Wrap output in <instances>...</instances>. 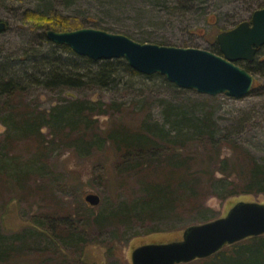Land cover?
Here are the masks:
<instances>
[{
  "label": "trees",
  "instance_id": "trees-1",
  "mask_svg": "<svg viewBox=\"0 0 264 264\" xmlns=\"http://www.w3.org/2000/svg\"><path fill=\"white\" fill-rule=\"evenodd\" d=\"M195 1L172 0L169 6L172 12L185 15ZM21 21L36 33L38 43L17 55L0 52V125L4 128L0 136V211L12 201L47 203L35 210L24 230L9 237L1 232L0 214V264L17 263L19 259L71 264L69 254H81L86 245L98 243L106 232L133 224L176 221L182 215L192 217L190 225L205 223L218 218L205 206L209 197L224 200L264 194V166L234 140L220 136L212 115L197 112L194 106L162 100L163 123L147 115L135 127L124 121L111 122L101 135L93 117L112 120L120 113V106L114 102L69 96L47 109L26 102L32 88L113 91L126 84L127 77L141 74L123 59L94 62L46 39L49 30L83 29L84 24L75 18L25 10ZM224 31L228 30L221 29L218 34ZM211 53L220 55L216 44ZM235 64L251 74L253 81L254 76L264 79V46L256 51L252 62ZM146 78H160L163 85L175 87L158 74ZM106 146L114 155V174L121 178L120 185L128 188L123 194L125 200L95 214L77 197L71 202L57 197L53 177L59 176L49 163L54 151L73 150L88 156ZM224 147L232 157H221ZM217 173L221 177L216 178ZM188 264H264V235Z\"/></svg>",
  "mask_w": 264,
  "mask_h": 264
},
{
  "label": "rangeland",
  "instance_id": "rangeland-1",
  "mask_svg": "<svg viewBox=\"0 0 264 264\" xmlns=\"http://www.w3.org/2000/svg\"><path fill=\"white\" fill-rule=\"evenodd\" d=\"M171 1L0 0V21L7 23V29L0 33V52L17 55L38 40L36 33L30 32L22 24V13L25 10L75 18L84 24V28L95 29L98 25L97 28L108 33L120 34L144 44L212 52L219 30L233 29L236 24L248 22L252 12L264 6V0H196L191 11L180 15L171 11ZM89 20L95 23L88 22ZM146 77H127L124 79L126 84H121L113 91H53L32 88L27 93L26 102L36 103L41 109L61 103L62 99L69 96L105 104L114 102L120 106V113L114 114L112 120L107 116L93 117L98 120L97 127L103 135L111 122L124 121L135 127L138 121L149 115L153 121L163 123L162 100H177L176 103L180 101L187 108H198L197 112L210 113L220 136L226 135L234 140L256 163L264 166V79L254 76L251 88L254 89L241 99H232L224 95L206 96L176 86L168 87L163 85L160 78ZM3 132L4 128L0 125V136ZM227 156L232 157V152L224 147L221 157ZM113 162L114 155L107 146L100 152H91L88 156L73 150L54 151L49 163L59 176L53 177L57 182L56 196L65 202H71L77 197L90 213L92 209L95 214L111 203L125 200L123 194L128 188L120 185L121 178L114 174ZM215 177L219 178L221 175L217 173ZM127 184L133 186L130 181ZM87 194L99 196V205L92 207L86 204L84 197ZM6 197L11 198L9 195ZM239 201L264 204V194L238 195L224 200L209 197L205 206L219 218ZM44 203L47 202H10L6 210L0 211L2 234L9 237L24 230L28 219ZM191 218L190 215H182L176 221L133 224L121 227L113 233L106 232L98 238V243L86 245L81 254H69L68 261L71 264H131V251L138 246L181 240L183 230L192 223ZM108 247L111 249H107ZM8 264L36 263L32 259H19L17 263Z\"/></svg>",
  "mask_w": 264,
  "mask_h": 264
},
{
  "label": "water",
  "instance_id": "water-1",
  "mask_svg": "<svg viewBox=\"0 0 264 264\" xmlns=\"http://www.w3.org/2000/svg\"><path fill=\"white\" fill-rule=\"evenodd\" d=\"M6 24L0 21V33ZM55 45L66 46L74 54L91 61L123 59L144 76L158 74L170 84L206 96L224 95L232 99L247 96L253 76L236 62H252L264 46V8L250 20L220 32L215 41L220 55L198 49L141 44L126 36L83 28L70 32L45 33ZM84 202L95 207L99 196L87 194ZM264 235V204L239 201L223 217L187 226L181 240L138 246L130 254L131 264H188L209 258L224 247Z\"/></svg>",
  "mask_w": 264,
  "mask_h": 264
}]
</instances>
